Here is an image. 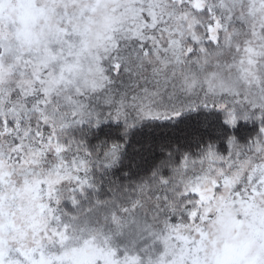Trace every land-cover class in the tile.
<instances>
[{
	"label": "snow or ice",
	"instance_id": "obj_1",
	"mask_svg": "<svg viewBox=\"0 0 264 264\" xmlns=\"http://www.w3.org/2000/svg\"><path fill=\"white\" fill-rule=\"evenodd\" d=\"M0 264H264V0H0Z\"/></svg>",
	"mask_w": 264,
	"mask_h": 264
}]
</instances>
